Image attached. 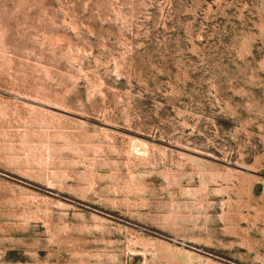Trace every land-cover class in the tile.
Here are the masks:
<instances>
[{"label": "rangeland", "instance_id": "obj_1", "mask_svg": "<svg viewBox=\"0 0 264 264\" xmlns=\"http://www.w3.org/2000/svg\"><path fill=\"white\" fill-rule=\"evenodd\" d=\"M0 264H264V0H0Z\"/></svg>", "mask_w": 264, "mask_h": 264}]
</instances>
